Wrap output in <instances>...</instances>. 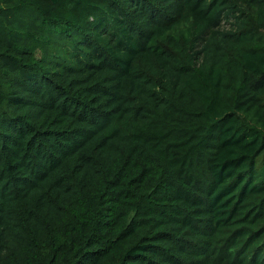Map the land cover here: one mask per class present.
Listing matches in <instances>:
<instances>
[{
    "label": "trees",
    "instance_id": "obj_1",
    "mask_svg": "<svg viewBox=\"0 0 264 264\" xmlns=\"http://www.w3.org/2000/svg\"><path fill=\"white\" fill-rule=\"evenodd\" d=\"M0 264H264V0H0Z\"/></svg>",
    "mask_w": 264,
    "mask_h": 264
}]
</instances>
